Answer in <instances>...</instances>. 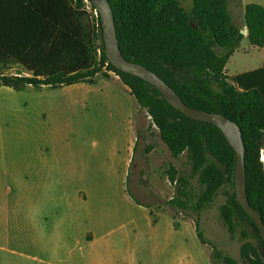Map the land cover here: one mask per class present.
<instances>
[{
  "label": "trees",
  "instance_id": "obj_1",
  "mask_svg": "<svg viewBox=\"0 0 264 264\" xmlns=\"http://www.w3.org/2000/svg\"><path fill=\"white\" fill-rule=\"evenodd\" d=\"M82 2L0 0V88L17 92L29 87L58 89L81 83L95 84L99 76L110 79V72L116 74L141 108L148 110L172 157L190 154L193 171L204 187L197 193L192 183L178 177V170L171 165L168 179L176 185V196L169 205L182 213H190L200 242L212 245L201 228V217L224 193L226 201L220 207L221 220L233 238L240 229L242 256L251 264H264V241L256 224L236 200L237 157L222 131L210 123L188 118L173 108L155 87L113 67L106 55L100 15L102 53L98 60L92 34L84 23ZM108 2L114 13L119 46L127 61L158 75L187 106L222 114L240 126L246 148L247 195L264 222L261 160L264 66L238 74L233 84L227 82L224 73L229 58L245 37L232 23L227 0H194L192 14L177 0ZM245 22L249 44L264 48V6L246 5ZM216 48L225 49L229 54L220 57ZM16 66L23 67L30 76L3 72ZM213 81L219 87L218 92L211 86ZM246 220L254 225L258 235L246 230ZM175 228L179 229L177 222ZM249 238L255 239L257 245L251 244ZM218 256L224 264H240L228 255L219 253Z\"/></svg>",
  "mask_w": 264,
  "mask_h": 264
},
{
  "label": "rangeland",
  "instance_id": "obj_2",
  "mask_svg": "<svg viewBox=\"0 0 264 264\" xmlns=\"http://www.w3.org/2000/svg\"><path fill=\"white\" fill-rule=\"evenodd\" d=\"M177 1L188 14H192L194 0ZM258 1L264 0H227L232 23L245 36L231 53L229 61L233 58L225 69L224 76L230 84H233L236 71L243 73L257 69L259 64L255 62L243 66L245 59L254 61L264 57L262 49L252 47L248 42L245 10L243 13L241 7L242 2ZM82 10L84 23L92 34L97 58L102 45L99 20L89 0H83ZM215 50L220 57L229 54L225 49ZM3 72L30 76L21 66ZM109 75L112 79L119 78L121 82L116 74L110 72ZM211 86L219 91L216 82L213 81ZM67 89L29 87L17 92L6 87L0 88V145L7 146L5 150L0 147V162L6 159L19 169L27 164L42 167L53 163V160L62 165L71 162L74 166L65 179L59 170L60 178L44 185L48 186L52 196L60 203H64V199L76 191L82 192L88 197L84 206L94 214V219L98 215L103 218L104 226H118L123 222L127 230L126 247L140 244V264H209L210 259L214 264H224L219 259V253L235 258L240 264H251L241 254L243 241L240 229L234 238L231 237L220 218V207L226 201L224 193L202 214L201 228L205 238L212 243L204 245V249L195 235L194 217L169 205L168 202L176 196V185L168 179L171 165L178 170V177L192 183L197 193L204 187L199 183V175L193 171L190 154L185 152L178 158L172 157L159 130L153 126V118L147 109V122L140 130L134 163L128 166L125 174V137L118 132L116 123H110L109 120L112 107L117 102L105 96L112 92L108 89L101 91L98 86L72 93ZM42 112L48 114L47 119L43 118ZM261 160L264 168V146ZM6 185L5 179L0 180V193ZM147 206L154 218L158 213H166L157 226L152 223V217L145 208ZM167 214L179 226H183L181 232H174ZM245 222L246 230L258 235L254 225L248 220ZM248 240L257 245L255 239ZM0 264H5L4 258H0Z\"/></svg>",
  "mask_w": 264,
  "mask_h": 264
},
{
  "label": "crops",
  "instance_id": "obj_3",
  "mask_svg": "<svg viewBox=\"0 0 264 264\" xmlns=\"http://www.w3.org/2000/svg\"><path fill=\"white\" fill-rule=\"evenodd\" d=\"M251 3L264 6V1L242 2L243 13L246 5ZM253 62L259 64V69L264 66V57L254 61L248 58L242 64L246 66ZM238 74L241 73L236 71L234 77ZM118 79L110 76V79H97L95 84L81 83L58 89L68 88L72 93L98 86L101 91L108 89L112 92L105 95L108 100L117 102L112 107L109 120L110 123H116L118 132L125 137L123 159L126 174L128 166L134 163L140 130L147 118L145 109ZM42 116L48 118L46 112H42ZM0 147L3 150L7 148L6 145ZM12 163L6 159L0 162V180L5 179L7 183L5 190L0 193V258H4L5 264H140V244L126 247L127 230L123 222L118 226H104L103 218L98 215L94 219V214L84 206L88 197L82 192L76 191L72 198L66 197L65 202L60 203L52 196L48 186L44 185L59 179V170L65 179L74 166L71 162L62 165L53 160V163L42 167L27 164L20 169ZM147 209L152 223L157 226L166 213H158L154 218L150 208ZM167 216L172 221L174 232H181L183 226L176 229V221L170 215ZM195 235L198 239L197 233ZM200 245L204 249L201 242ZM209 264H213L211 259Z\"/></svg>",
  "mask_w": 264,
  "mask_h": 264
},
{
  "label": "water",
  "instance_id": "obj_4",
  "mask_svg": "<svg viewBox=\"0 0 264 264\" xmlns=\"http://www.w3.org/2000/svg\"><path fill=\"white\" fill-rule=\"evenodd\" d=\"M91 3L101 17L106 55L113 67L121 72L136 76L155 87L173 108L188 118L210 123L222 131L237 157L235 171L236 200L256 224L259 236L264 241V222L262 216L250 205L247 195L246 148L240 126L222 114L209 113L187 106L180 96L158 75L139 64L127 61L119 46L115 17L108 0H91Z\"/></svg>",
  "mask_w": 264,
  "mask_h": 264
},
{
  "label": "built area",
  "instance_id": "obj_5",
  "mask_svg": "<svg viewBox=\"0 0 264 264\" xmlns=\"http://www.w3.org/2000/svg\"><path fill=\"white\" fill-rule=\"evenodd\" d=\"M71 1H75V0H71ZM95 13H96V15H97V17L99 16V14H98V12H97V10L95 9ZM101 51H98V53H97V58H98V60H100V58H101ZM152 118V117H151Z\"/></svg>",
  "mask_w": 264,
  "mask_h": 264
}]
</instances>
